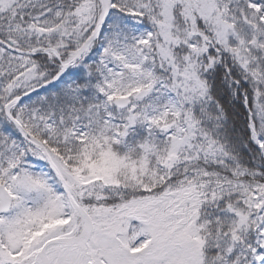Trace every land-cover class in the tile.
Here are the masks:
<instances>
[{
	"label": "snow or ice",
	"instance_id": "snow-or-ice-1",
	"mask_svg": "<svg viewBox=\"0 0 264 264\" xmlns=\"http://www.w3.org/2000/svg\"><path fill=\"white\" fill-rule=\"evenodd\" d=\"M0 264H264V0H0Z\"/></svg>",
	"mask_w": 264,
	"mask_h": 264
}]
</instances>
